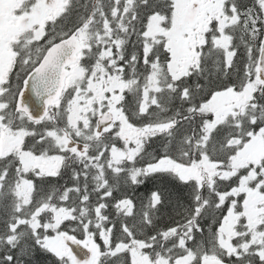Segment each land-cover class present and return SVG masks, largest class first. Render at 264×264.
Here are the masks:
<instances>
[{
    "label": "snow or ice",
    "instance_id": "obj_1",
    "mask_svg": "<svg viewBox=\"0 0 264 264\" xmlns=\"http://www.w3.org/2000/svg\"><path fill=\"white\" fill-rule=\"evenodd\" d=\"M41 256L264 264V0H0V264Z\"/></svg>",
    "mask_w": 264,
    "mask_h": 264
},
{
    "label": "trees",
    "instance_id": "obj_2",
    "mask_svg": "<svg viewBox=\"0 0 264 264\" xmlns=\"http://www.w3.org/2000/svg\"><path fill=\"white\" fill-rule=\"evenodd\" d=\"M61 183H64V181H61ZM152 187V183L149 182L148 184H146L145 186L141 187L139 189V193H138V196H145L146 193L148 192V189H150ZM169 190L173 192V196L175 197L176 195H178V190L173 188L172 186H169ZM184 195L186 196L187 193H184ZM38 264H52V261L51 259H48L44 256H41L39 261H38Z\"/></svg>",
    "mask_w": 264,
    "mask_h": 264
},
{
    "label": "water",
    "instance_id": "obj_3",
    "mask_svg": "<svg viewBox=\"0 0 264 264\" xmlns=\"http://www.w3.org/2000/svg\"><path fill=\"white\" fill-rule=\"evenodd\" d=\"M31 99H35L34 97H31ZM36 105L39 106L40 105V102L37 100L36 101Z\"/></svg>",
    "mask_w": 264,
    "mask_h": 264
},
{
    "label": "rangeland",
    "instance_id": "obj_4",
    "mask_svg": "<svg viewBox=\"0 0 264 264\" xmlns=\"http://www.w3.org/2000/svg\"><path fill=\"white\" fill-rule=\"evenodd\" d=\"M72 247H73L74 250H77L75 245H72Z\"/></svg>",
    "mask_w": 264,
    "mask_h": 264
}]
</instances>
